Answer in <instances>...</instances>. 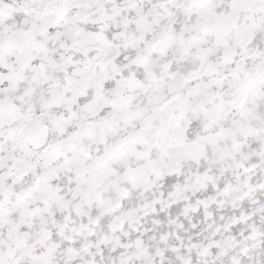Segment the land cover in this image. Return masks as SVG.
<instances>
[{"label": "snow or ice", "instance_id": "obj_1", "mask_svg": "<svg viewBox=\"0 0 264 264\" xmlns=\"http://www.w3.org/2000/svg\"><path fill=\"white\" fill-rule=\"evenodd\" d=\"M0 264H264V0H0Z\"/></svg>", "mask_w": 264, "mask_h": 264}]
</instances>
